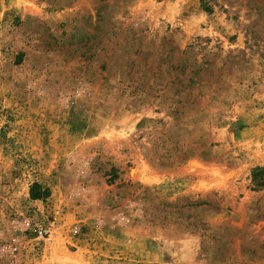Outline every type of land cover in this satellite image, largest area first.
Masks as SVG:
<instances>
[{"label":"rangeland","instance_id":"1","mask_svg":"<svg viewBox=\"0 0 264 264\" xmlns=\"http://www.w3.org/2000/svg\"><path fill=\"white\" fill-rule=\"evenodd\" d=\"M0 264H264V0H0Z\"/></svg>","mask_w":264,"mask_h":264},{"label":"built area","instance_id":"2","mask_svg":"<svg viewBox=\"0 0 264 264\" xmlns=\"http://www.w3.org/2000/svg\"><path fill=\"white\" fill-rule=\"evenodd\" d=\"M28 232H29L28 236H32L34 242H38V243H48L50 242V239L52 237L51 229L48 226H44L41 224H36L34 227H30ZM12 251L15 252L16 247H13Z\"/></svg>","mask_w":264,"mask_h":264},{"label":"trees","instance_id":"3","mask_svg":"<svg viewBox=\"0 0 264 264\" xmlns=\"http://www.w3.org/2000/svg\"><path fill=\"white\" fill-rule=\"evenodd\" d=\"M31 196H34V194L32 193Z\"/></svg>","mask_w":264,"mask_h":264}]
</instances>
